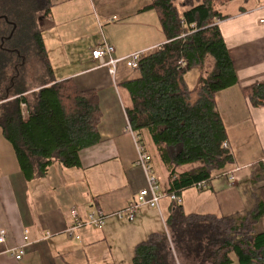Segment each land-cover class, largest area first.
<instances>
[{"label": "trees", "instance_id": "obj_1", "mask_svg": "<svg viewBox=\"0 0 264 264\" xmlns=\"http://www.w3.org/2000/svg\"><path fill=\"white\" fill-rule=\"evenodd\" d=\"M214 1L152 0L145 6L158 13L166 41L149 50L137 75L122 83L131 98L126 108L131 127L141 139L143 132L149 134L169 172L168 192L178 195L233 161L223 147L227 129L217 96L237 77L217 23L226 16ZM53 5L52 0H0V128L27 179L46 175L55 163L79 166L80 152L101 140L97 91L54 75L39 25ZM208 56L215 60L212 73L191 88L187 72L204 71ZM243 92L253 106H264V81ZM263 213L258 205L242 219L187 214L173 203L166 227L184 260L232 264L234 254L238 264H264V232L255 229ZM168 235L154 232L139 242L133 264H178Z\"/></svg>", "mask_w": 264, "mask_h": 264}, {"label": "crops", "instance_id": "obj_2", "mask_svg": "<svg viewBox=\"0 0 264 264\" xmlns=\"http://www.w3.org/2000/svg\"><path fill=\"white\" fill-rule=\"evenodd\" d=\"M52 1L50 14L41 17L39 22L43 37L57 25L50 19L52 11L68 3L67 0L64 4L59 3L61 0ZM243 1V4H225L224 12L218 10L226 16L218 24L237 77V83L228 90L230 95L225 94V89L217 96L233 161L212 173L207 188L192 186L197 191L191 198L183 192L185 189L181 191V205L187 214L242 219L258 205L264 211V106H253L243 92L245 87L264 81V23L261 22L264 0ZM92 2L89 0V6ZM151 2L126 7L123 16L146 11L145 6ZM159 29L152 40L139 47L126 46L127 40L119 44L111 42L115 46L114 55L123 57L140 48L151 50L160 46L166 36L161 26ZM95 44L90 42L87 48H77L78 53L86 54L83 67L77 71H63L58 76L50 59L58 80L72 78L80 89L96 90L99 96L101 140L80 152L79 166L55 163L46 175L27 179L0 128V229L6 230V240L0 243V264H119L124 260L126 249L129 260L135 245L154 232H163L164 217L155 208L140 209L134 220H129L130 203L148 185L147 175L137 163L133 135L127 129L126 108L131 105V98L122 83L133 76L124 63L120 64L116 77L108 67L99 66L92 57V50L99 43ZM214 66L215 60L212 71ZM121 88L127 92V103ZM151 143L155 151L145 146L154 172L161 188L168 191V169L152 140ZM165 206L170 216L173 203L170 201ZM189 206L193 211L186 210ZM73 209L82 221H87L92 211L100 210L105 214V224L100 227L87 224L77 229L80 238L71 236L67 228L75 221ZM120 212H124L126 221L119 216ZM255 229L264 232V213ZM26 230L28 240L24 238ZM164 231L168 233L167 227ZM19 248L24 250V255L17 260L10 250ZM190 260L197 263L196 258ZM232 264L237 262L233 260Z\"/></svg>", "mask_w": 264, "mask_h": 264}, {"label": "rangeland", "instance_id": "obj_3", "mask_svg": "<svg viewBox=\"0 0 264 264\" xmlns=\"http://www.w3.org/2000/svg\"><path fill=\"white\" fill-rule=\"evenodd\" d=\"M64 0L59 3L64 4ZM92 5L89 6V0H67V4L61 5L58 11H52L50 19L54 20L57 24L53 31L45 32L44 39L47 45V51L50 59H52L54 66L56 68V73L58 76L61 75L63 71L67 73L68 71H77L81 69V64L85 62L86 54L82 55L78 53V49L87 48L90 42L100 45L101 43L107 42H117L124 43L126 46L139 47L144 45V43L152 40L160 30L159 16L156 10H146L142 12H137L131 16H123L124 8H129L133 5H145L151 0H92ZM231 2L244 3L243 0L231 1V0H215V7L217 10L224 12L223 9L225 4H233ZM237 3V4H238ZM179 5V3H178ZM53 16V17H52ZM115 16V17H114ZM110 18V19H108ZM39 18V22H40ZM110 40V41H109ZM95 44V45H96ZM97 45V46H98ZM112 45V44H111ZM96 46V47H97ZM72 48V49H71ZM138 49V48H137ZM135 49V50H137ZM143 50V48H140ZM153 50V49H151ZM150 50V51H151ZM141 51V50H137ZM36 64V63H35ZM38 64V63H37ZM35 65L38 67V65ZM125 64V63H124ZM126 65V64H125ZM214 65V58L208 56L205 61L204 71L198 68H192L186 74V79L191 88H194L197 84L198 78L201 75L209 77L212 73V68ZM127 66V65H126ZM128 67V66H127ZM129 68V67H128ZM38 69V68H37ZM129 70V75L136 76L137 70ZM117 76V75H116ZM231 88V87H230ZM230 88L226 89L225 94L230 95ZM123 89V88H121ZM123 91L124 100L127 103L129 97L127 92ZM121 91V92H122ZM223 91V90H222ZM221 96V94H220ZM142 141L144 145L147 146L148 150H154L152 148L151 140L147 132H143ZM155 151V150H154ZM230 154L231 148H230ZM156 154V152H155ZM161 187V186H160ZM161 190L167 195L164 200L161 201V212L164 217L162 223V231L166 230V220L168 219V209L165 205L170 203V198L168 196L169 192L161 188ZM197 190L193 187L185 189L183 192H187L188 196L191 198ZM172 202V201H171ZM180 204H183L182 202ZM146 208H150L147 205L137 209L135 216L138 215L139 211H143ZM141 209V210H140ZM191 206L187 208V211H193ZM145 211V210H144ZM125 214H123V218ZM126 221V218H124ZM168 236L171 242L172 254L178 264H198L191 262V260H184L175 251L174 245L171 239V233L168 232ZM146 240V239H145ZM136 246V245H135ZM135 249V247H134ZM134 249L130 254L129 260L127 259V249L125 255H123V262L120 261L119 264H132V257L134 255ZM235 262L236 256L232 254ZM126 261V262H125ZM130 262V263H129ZM238 264V263H237Z\"/></svg>", "mask_w": 264, "mask_h": 264}, {"label": "built area", "instance_id": "obj_4", "mask_svg": "<svg viewBox=\"0 0 264 264\" xmlns=\"http://www.w3.org/2000/svg\"><path fill=\"white\" fill-rule=\"evenodd\" d=\"M220 21L221 19H218L217 23H219ZM261 22L264 23V19H262ZM193 26H195V24ZM148 51L149 50L135 51L126 56L117 57L114 55L115 46L111 45L110 43L104 42L92 50V57L93 59H95V61L98 62L99 66L108 67L111 75L116 77L121 63H125L132 70H137L139 68L141 59ZM23 106L25 107L26 105L24 104ZM127 129L131 132L134 138V142L138 154L137 163L144 169L148 181L147 187L141 189L138 192L136 198L134 199L133 202L130 203L128 207V213H129L128 217L129 220L132 221L135 218V213L137 209H139L142 206L147 205L161 211V201L167 195L161 190L159 178L155 174L152 166L151 156L148 153L147 148L141 139V136L139 135V133H137L132 129L130 122ZM223 147L226 148L228 151H230V144L228 140L224 141ZM209 184H210L209 180H203L201 182L196 183L195 187L202 190L207 188ZM168 196L172 201V203L182 202L180 196L175 192H170ZM123 213L120 212L119 216L123 217ZM72 216L74 217L75 221L67 228V232L71 236H75L77 238H80V236L76 234L78 228H81L87 224L94 225L97 227L103 226L105 224V214L100 210L92 211L89 214L87 221H82L79 218L76 209L72 210ZM28 232H29L28 230L25 231L26 233L24 237L25 240H28ZM5 240H6V230L0 229V243H4ZM10 252L15 256L17 260L22 259L24 255V250L22 248L11 249Z\"/></svg>", "mask_w": 264, "mask_h": 264}]
</instances>
